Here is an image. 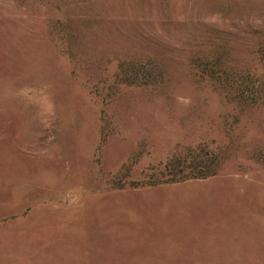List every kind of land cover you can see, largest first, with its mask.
I'll return each mask as SVG.
<instances>
[{
    "label": "rangeland",
    "instance_id": "374dc122",
    "mask_svg": "<svg viewBox=\"0 0 264 264\" xmlns=\"http://www.w3.org/2000/svg\"><path fill=\"white\" fill-rule=\"evenodd\" d=\"M0 264H264V0H0Z\"/></svg>",
    "mask_w": 264,
    "mask_h": 264
},
{
    "label": "trees",
    "instance_id": "16d2710c",
    "mask_svg": "<svg viewBox=\"0 0 264 264\" xmlns=\"http://www.w3.org/2000/svg\"><path fill=\"white\" fill-rule=\"evenodd\" d=\"M204 146L205 145L199 144L195 147H187L185 148L184 154L178 153L173 155L168 159L164 167L172 176L161 182L150 185L173 184L214 176L216 174V169L212 167L215 165V160L217 158L215 156H208L205 153ZM175 167H177V170L174 169ZM181 167H185V169ZM186 168L191 169L186 170Z\"/></svg>",
    "mask_w": 264,
    "mask_h": 264
}]
</instances>
